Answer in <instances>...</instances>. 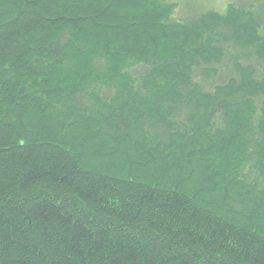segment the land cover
Masks as SVG:
<instances>
[{"label":"trees","instance_id":"obj_1","mask_svg":"<svg viewBox=\"0 0 264 264\" xmlns=\"http://www.w3.org/2000/svg\"><path fill=\"white\" fill-rule=\"evenodd\" d=\"M181 1L0 0V264H264V0Z\"/></svg>","mask_w":264,"mask_h":264},{"label":"rangeland","instance_id":"obj_2","mask_svg":"<svg viewBox=\"0 0 264 264\" xmlns=\"http://www.w3.org/2000/svg\"><path fill=\"white\" fill-rule=\"evenodd\" d=\"M179 1V0H177ZM210 2H207V0H182L180 2L179 8H184L185 11L188 12H192L194 10H197L198 7H203L200 4H203L205 6H207V4L209 5V8H216L219 10H222L226 4L227 1L229 0H209ZM208 8V6H207ZM183 10L182 9H178V11L176 12V14L174 15L176 18H179L183 15Z\"/></svg>","mask_w":264,"mask_h":264}]
</instances>
